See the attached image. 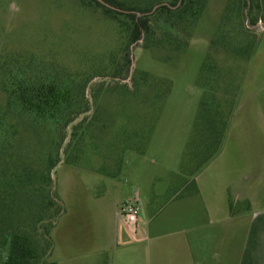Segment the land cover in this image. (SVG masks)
Instances as JSON below:
<instances>
[{
  "label": "rangeland",
  "instance_id": "obj_1",
  "mask_svg": "<svg viewBox=\"0 0 264 264\" xmlns=\"http://www.w3.org/2000/svg\"><path fill=\"white\" fill-rule=\"evenodd\" d=\"M229 2L208 1L182 52H172L167 46L145 49L140 40L129 47V67L124 72L119 69L118 78H96L88 84L85 95L90 111L73 123L77 133L72 140L71 126L62 132L61 161L51 172L64 206L50 231L51 262H90V249L106 242L111 226L108 219L104 216V232L97 235L101 244L91 227L96 214H111L116 197L109 187L113 179L126 191L135 180L141 199L150 196V189H166L168 193L160 196L166 201L177 175L203 169L200 184L204 194L216 199L223 189L230 213L239 209L235 203L238 190L248 189V183L238 184L239 176L264 156V22L250 26L248 8L242 9L240 19L224 21ZM118 30L101 13L74 0H0V71L5 69L6 58L21 66L54 68L72 77L94 73L101 66H120L125 63L127 53L122 47L127 38ZM253 41L252 51L242 55L240 51ZM143 73L148 85L136 88L133 77ZM200 83L205 90L215 89L220 127L223 122L226 127L220 146L200 154L194 162L199 141L203 140L202 148L207 143L197 119L210 93ZM127 134L142 135L146 141L138 150L124 146ZM117 157L122 170L109 181ZM100 195H104L101 202ZM142 205L140 200L141 209ZM209 217V226L217 228L214 223L222 221L220 216Z\"/></svg>",
  "mask_w": 264,
  "mask_h": 264
},
{
  "label": "trees",
  "instance_id": "obj_2",
  "mask_svg": "<svg viewBox=\"0 0 264 264\" xmlns=\"http://www.w3.org/2000/svg\"><path fill=\"white\" fill-rule=\"evenodd\" d=\"M74 1L114 22L120 35L127 38L122 47L127 53L140 40L145 49L167 46L172 52H182L189 45L191 33L209 0ZM243 8H248L250 26H256L260 20L264 22V0H230L224 21L240 19ZM255 43L240 53H249ZM128 57L127 53L125 63L120 66L118 63L112 68L101 66L94 73L76 77L62 75L52 67L42 70L39 68L42 66H21L6 58L5 69L0 71V264H57L49 260L50 231L64 213V206L51 172L61 161L60 150L65 141L62 132L71 126L69 137L71 140L75 137L77 126H72L73 123L90 111L85 95L88 84L96 78H118L119 69L124 68V72L129 67ZM146 79V73L140 74L137 79L133 77V84L138 83L136 88L148 85ZM199 85L204 89L203 84ZM165 89L168 95L170 86ZM205 91L210 95L203 101L197 123L207 143L202 148L203 140L199 141L194 162L200 159V154L220 146L226 127V122L220 127L215 89ZM42 136L48 140L42 141ZM125 137L124 146L137 150L146 141L138 134ZM36 148L40 151H35ZM113 164L108 177L115 178L123 165L118 157Z\"/></svg>",
  "mask_w": 264,
  "mask_h": 264
},
{
  "label": "crops",
  "instance_id": "obj_3",
  "mask_svg": "<svg viewBox=\"0 0 264 264\" xmlns=\"http://www.w3.org/2000/svg\"><path fill=\"white\" fill-rule=\"evenodd\" d=\"M256 163L239 176L238 184L248 183V189L238 190L235 203L239 209L233 213L223 199V189L216 199L204 194L200 184L203 169L196 174L189 170L177 175L166 201L160 200L168 193L166 189H150V196L141 199V188L135 180L126 191L114 177L106 176L109 181L113 179L109 187L116 197L111 214H96L91 227L100 244L97 235L104 232V216L111 226L106 242L89 247L92 260L83 264H264V156ZM103 196L98 197L100 202ZM135 196L143 201V207L133 233L119 220L117 210ZM98 207L101 209V204ZM210 214L222 219L212 222L217 228L209 226Z\"/></svg>",
  "mask_w": 264,
  "mask_h": 264
},
{
  "label": "built area",
  "instance_id": "obj_4",
  "mask_svg": "<svg viewBox=\"0 0 264 264\" xmlns=\"http://www.w3.org/2000/svg\"><path fill=\"white\" fill-rule=\"evenodd\" d=\"M140 199L135 196L121 205L120 215L124 225L135 233L140 219Z\"/></svg>",
  "mask_w": 264,
  "mask_h": 264
},
{
  "label": "water",
  "instance_id": "obj_5",
  "mask_svg": "<svg viewBox=\"0 0 264 264\" xmlns=\"http://www.w3.org/2000/svg\"><path fill=\"white\" fill-rule=\"evenodd\" d=\"M99 1H101V0H99ZM102 2V1H101Z\"/></svg>",
  "mask_w": 264,
  "mask_h": 264
}]
</instances>
